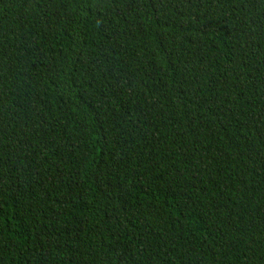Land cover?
<instances>
[{
  "label": "trees",
  "instance_id": "obj_1",
  "mask_svg": "<svg viewBox=\"0 0 264 264\" xmlns=\"http://www.w3.org/2000/svg\"><path fill=\"white\" fill-rule=\"evenodd\" d=\"M0 264H264V0H0Z\"/></svg>",
  "mask_w": 264,
  "mask_h": 264
}]
</instances>
